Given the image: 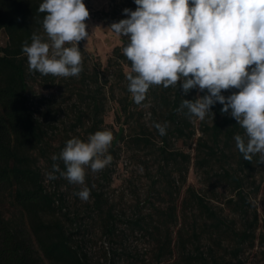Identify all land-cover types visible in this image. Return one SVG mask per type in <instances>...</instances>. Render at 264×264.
Masks as SVG:
<instances>
[{
    "label": "trees",
    "instance_id": "obj_1",
    "mask_svg": "<svg viewBox=\"0 0 264 264\" xmlns=\"http://www.w3.org/2000/svg\"><path fill=\"white\" fill-rule=\"evenodd\" d=\"M42 2L43 0H0V30L5 31L8 36L6 45L0 44V264H94L86 253L73 245L72 235L66 222L67 219L73 220V218L68 216V212H63L66 195L64 192H59V189L49 190L46 184V173L52 171L54 163L59 165L61 171H66V168L59 159L60 153H53L50 150L53 144L49 129L40 119L38 107L33 102L31 79H44L49 81L47 86H52L56 76H44L39 72L29 71L27 57L22 52L23 43L27 41L30 44L33 33L45 35L43 19L46 13L38 11ZM128 43L129 40L124 38L123 44L113 50L122 75H125L123 64L131 67V62L122 51ZM109 63H113V58H110ZM103 85L105 86L99 84V88L91 96L90 110L95 121L89 127L90 135L103 130L102 114L106 107L104 100L98 96L99 89H103ZM153 88L163 118V122L158 119L154 125L168 123L167 134L161 136L162 144L159 146L162 154L159 173L165 181L161 180L162 189L170 197H173L175 192H180L181 185L187 180L193 159L198 170L208 172L209 166L212 167L215 162L226 163L230 155L229 151L235 147L239 169L253 167L257 156L251 161L244 160L234 140V136L239 134L246 141L245 130L229 113H221L223 107L221 104L217 102L211 108L213 115L208 113L198 127L193 124L192 119L195 116L189 114L187 108L181 109L183 99L195 100L197 96L207 94V90L200 92L198 88H194L185 94L182 81H178L175 87L153 85ZM239 90L231 88L229 94L224 90L221 94L228 97ZM153 109L154 113H157L156 108ZM126 111L127 106L124 104L121 112ZM78 122H81V116ZM148 133L150 132H147V128L143 126L139 134H130L127 137L125 127L120 126L113 144L126 142L128 139V142H132L137 147L149 146L152 144V138ZM197 133L200 135L195 137ZM171 136L193 141L194 155L181 149H173L170 144ZM53 155L58 157L56 161L52 160ZM222 171L220 176L233 184L235 192V196L225 203L231 204L236 211L247 213L252 207V202L244 192L243 176L239 171L226 168V165L222 166ZM175 173L177 178L174 176ZM55 175L58 177L55 180L59 187L60 173L57 172ZM177 181L180 183L178 186L175 184ZM157 182L154 180V183ZM154 189L155 186L152 192ZM91 193V207L98 211L97 216L103 222L104 233L114 236L117 220L114 205L109 203L104 192L92 188ZM187 193L188 196L183 200L184 204L186 206L195 204L207 215L206 218L212 221L207 227L216 245L222 246L227 236L234 237L237 241L232 250L235 258L239 257L242 244L246 241L251 245H255L257 241L261 247H264V231L256 233L261 225V217L257 209H254L246 227L236 230L202 194L192 187L187 188ZM6 202L13 207L11 214L7 213ZM158 212L161 217L159 223L151 222L149 216L144 214L130 221L134 230L147 232L158 243L154 261L150 264H158L163 257L173 254V236L170 227L178 221L174 200L166 210L160 209ZM162 229L164 232L161 231ZM181 230L183 229H179L178 244L182 249L186 248L191 236L194 241H200L202 234L196 228L189 234V238ZM197 256L201 259L205 258L201 251ZM190 260L187 264H190ZM212 260L210 264H225L224 260L217 256H212Z\"/></svg>",
    "mask_w": 264,
    "mask_h": 264
},
{
    "label": "rangeland",
    "instance_id": "obj_2",
    "mask_svg": "<svg viewBox=\"0 0 264 264\" xmlns=\"http://www.w3.org/2000/svg\"><path fill=\"white\" fill-rule=\"evenodd\" d=\"M84 3L90 16L85 21L89 36L87 40H82L78 44L83 58L81 73L67 78L56 77L52 86H47L49 81L44 79H31L33 102L38 107L40 119L49 129L53 144L50 150L53 153H61L66 142L72 138L87 142L90 136L89 127L95 121L90 110L91 96L99 88V84H105L98 93L106 107L102 114L103 130L111 131L115 138L116 131L120 126H124L125 135L128 137L130 134H139L145 126L147 132H150L148 135L152 138V144L137 147L132 142H128V139L115 145L112 141L107 153L113 158L111 163L99 172L86 168L84 185L72 184L64 177H60L58 187L56 180L47 179L48 173H46L47 188L52 191L59 189V192H64L66 195L63 212H68V216L74 220H66L73 245L86 253L94 264H150L154 261L158 243L147 232L134 230L130 221L144 214L149 216L151 222L159 223L161 217L158 210H166L174 200L178 221L170 227L173 236V254L163 257L158 264H187L190 259V264H210L213 261L212 256L220 257L225 264H264V247H261L257 241L255 245H251L248 241L243 243L238 258H235L232 252L237 244L234 237L227 236L222 246L216 245L207 227L212 221L206 218L207 215L195 204L186 206L183 201L188 196L187 188H194L236 230L246 227L254 209H257L261 217V225L256 233L263 232L264 163H258L259 154L256 155L257 160L253 167L245 170H240L237 165L235 147L229 149L230 155L226 163L217 161L211 165L212 167L209 166L208 172L198 170L193 159L187 180L181 185L180 192H175L173 197H170L162 189L161 180L165 181L159 173L162 155L159 146L162 144V139L154 123L158 119L163 122V118L154 96V88L149 87L145 99L140 104L134 101L128 90L127 79L131 67L123 64L125 75H122L113 51L116 46L123 44L124 38H128L119 36L109 29L113 22L127 18L123 14V9L129 8L134 11L137 6L134 0H84ZM43 37L47 41L46 35ZM7 41L8 36L3 31L0 44L6 45ZM110 58H113L112 64L109 63ZM132 75L134 76L135 73ZM226 92L229 94V89ZM124 104L127 106V111L122 113ZM153 108H156L157 113H154ZM79 116L81 122H78ZM192 120L196 127L200 125L199 118L194 117ZM200 134L197 133L195 137ZM170 144L173 149H181L194 155V142L191 140L171 136ZM225 165L231 171H239L244 178L243 189L252 202V207L247 213L236 211L231 204L225 203L235 196L233 184L220 176L223 172L222 166ZM174 176L177 178L176 173ZM154 180L158 182L154 183ZM175 184L180 185L178 181ZM153 186L156 189L152 192ZM83 187L90 189V197L87 201H82L76 195ZM92 188L104 192L109 203L114 205L117 216L114 236L104 233L103 222L97 216L98 211L91 207ZM5 206L7 213L11 214L13 207L9 202H6ZM180 228L188 238L196 228L202 234L200 241H194L191 236L186 248L182 249L178 244ZM163 230L161 231L164 232ZM198 248L204 259L197 256ZM191 255L197 257L191 258L189 257Z\"/></svg>",
    "mask_w": 264,
    "mask_h": 264
},
{
    "label": "clouds",
    "instance_id": "obj_3",
    "mask_svg": "<svg viewBox=\"0 0 264 264\" xmlns=\"http://www.w3.org/2000/svg\"><path fill=\"white\" fill-rule=\"evenodd\" d=\"M136 9H123L127 16L109 29L127 37L122 49L131 62L128 90L140 104L150 86H177L182 81L185 94L198 88L207 94L195 100L183 99L181 109L203 120L218 102L221 113H229L244 137L234 136L236 147L246 161L259 154L264 163V0H134ZM38 11L46 13L43 30L47 37L33 33L25 41L29 71L56 77L78 76L82 54L78 44L89 34L85 21L90 13L84 0H43ZM2 34V30H0ZM6 39V37H4ZM67 45V46H66ZM132 73H135L133 76ZM240 89L228 97L222 90ZM213 115V113H212ZM161 136L168 123H156ZM109 130L96 131L87 142L69 139L59 155L66 171L52 165L47 179L60 173L72 184H85V169L99 172L108 166V150L113 141ZM58 157L52 156L56 161ZM76 195L87 201L90 189Z\"/></svg>",
    "mask_w": 264,
    "mask_h": 264
}]
</instances>
